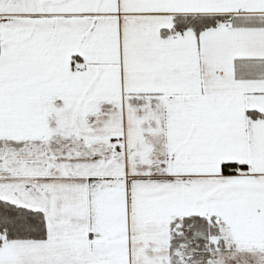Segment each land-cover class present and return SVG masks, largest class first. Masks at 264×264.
Instances as JSON below:
<instances>
[{
	"label": "snow or ice",
	"instance_id": "6c2138e0",
	"mask_svg": "<svg viewBox=\"0 0 264 264\" xmlns=\"http://www.w3.org/2000/svg\"><path fill=\"white\" fill-rule=\"evenodd\" d=\"M0 264H264V0H0Z\"/></svg>",
	"mask_w": 264,
	"mask_h": 264
}]
</instances>
